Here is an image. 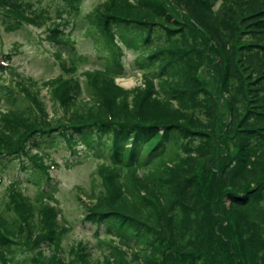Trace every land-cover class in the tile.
Returning <instances> with one entry per match:
<instances>
[{"label":"trees","instance_id":"obj_1","mask_svg":"<svg viewBox=\"0 0 264 264\" xmlns=\"http://www.w3.org/2000/svg\"><path fill=\"white\" fill-rule=\"evenodd\" d=\"M59 1L68 23L83 0ZM87 17L116 53L109 67L84 71L86 97L75 59L62 65L66 76L42 83L1 69L34 107L1 110L0 168L19 161L38 188L32 198L14 181L18 217L0 204V264H15L20 246L58 248L68 230L45 204L57 200L38 151L54 141L106 162L97 168L102 188L81 189V218L132 247L140 264H264V0H103ZM0 22L7 31L49 23V40L66 45L59 22L31 0H0ZM131 47L142 82L126 89L116 78ZM204 66L214 92L198 76ZM43 88L63 111L45 110ZM112 242L104 264H127Z\"/></svg>","mask_w":264,"mask_h":264},{"label":"rangeland","instance_id":"obj_2","mask_svg":"<svg viewBox=\"0 0 264 264\" xmlns=\"http://www.w3.org/2000/svg\"><path fill=\"white\" fill-rule=\"evenodd\" d=\"M31 1L36 5L40 4L48 8L52 21L59 22L66 45H59L53 40H49L47 37L49 23L42 27L23 23L18 29L7 31L0 22V65L3 67L0 68V112L10 107L17 109L34 107L33 103L17 90L18 87L15 85L17 78L9 74V71H1V69H6L11 65L23 76L31 77L42 83V81L59 74L63 75L62 65L65 64L71 68V59H75L74 75L78 76L81 81L83 90L81 97L83 98L87 96L84 71L109 67L112 57H114L113 54L116 53L112 43L91 28L87 17L95 5L103 0H83L79 10L72 16L62 15L68 19V23L58 17L57 9L61 6L62 1ZM138 54L139 51L133 47L124 48L119 54L125 70L121 76L116 78V83L126 89L135 87L142 82L141 72L133 62ZM207 68L210 66L202 67L198 76L203 86L214 92L216 81L211 75V69ZM66 75L64 74V76ZM217 92L216 96L225 97L219 90ZM39 97L50 115L55 114V110L56 112L63 111L60 106L54 108L51 104L50 93L46 88L41 90ZM223 109H225L224 106ZM223 115L226 119L228 112H223ZM75 147L77 153L73 154L64 143L54 141L48 146H44L42 151H38V157L43 159L51 177L48 182L49 186L45 189L52 193L57 200V202L48 201L45 204L56 209L59 224L68 228L60 246L58 248L43 246L39 249L20 246L23 251L17 254L15 264H28V258L41 260L36 264H59V260H63L67 264H70L68 260L71 262L76 260L74 262L79 263L83 258L89 260L91 264H104L105 257L110 255L112 249L108 246L109 240L113 241L111 246L117 247L125 253L123 260L127 264H140L132 247H126L118 240L105 235L103 229L99 231L98 236L95 235V226L81 218L85 209L83 204L87 202L81 189L91 192L102 188L103 179L97 172V168L106 162L101 158H96L92 150L81 144ZM22 158L27 164L29 163L27 157ZM14 161L10 162L5 169L0 168V204L8 201L9 214L18 217L19 214L11 202V193L15 189L14 181L17 180L19 182L17 185L21 186L24 193L32 198L37 192L38 184L34 179H31L32 174L29 173V169L21 170L19 161ZM140 174L142 173L140 172ZM123 181L129 186L128 192L136 193V189L129 185L131 183L127 178L123 177Z\"/></svg>","mask_w":264,"mask_h":264}]
</instances>
